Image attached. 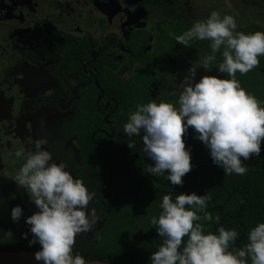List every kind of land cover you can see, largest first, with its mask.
<instances>
[{
    "label": "flooded vegetation",
    "instance_id": "1",
    "mask_svg": "<svg viewBox=\"0 0 264 264\" xmlns=\"http://www.w3.org/2000/svg\"><path fill=\"white\" fill-rule=\"evenodd\" d=\"M175 1L0 0V239L30 234L22 214L18 222L12 220L13 207L24 205L32 215L39 211L30 192L15 182L37 139H47L43 147L75 179L81 148L109 149L127 161L126 169L139 170L129 167L138 155L127 153L112 120L119 98L106 92L145 85L143 94L152 100L178 99L171 95L176 92V68L187 55L178 60L170 53L157 61L150 79L136 72L153 56L147 52L162 38L161 27L173 24L174 8L184 14ZM85 104L93 107L91 115L83 114ZM84 132L91 134L87 146L78 141ZM21 148L24 155L17 157ZM89 190L95 194L89 209L97 211L107 196Z\"/></svg>",
    "mask_w": 264,
    "mask_h": 264
},
{
    "label": "clouds",
    "instance_id": "2",
    "mask_svg": "<svg viewBox=\"0 0 264 264\" xmlns=\"http://www.w3.org/2000/svg\"><path fill=\"white\" fill-rule=\"evenodd\" d=\"M237 27L233 15L222 16L214 10L182 35L171 34L185 47H190L193 40L211 42V52L202 62L206 71L211 70L216 54L223 49L222 62L216 69L230 78L205 75L194 82L198 67L193 63L180 83L175 102L138 104L129 114L124 132L130 137L143 133V151L155 162L147 168L153 176L168 170V181L183 185L182 177L192 169L184 141L189 127L195 130V138L210 150L213 163L225 175H245L248 169L242 160L260 156L264 102L248 93L236 74H247L259 67L258 57L264 56V32L245 34L237 31ZM171 95L175 97L177 92ZM47 143L46 138L35 141V151L28 152L26 162L15 176V182L30 192L39 209L26 219L33 234L29 246L37 242L41 245L34 256L43 264H86L83 256L73 255V247L77 235L91 232L97 223L96 209H89L95 194L89 192L82 179H75L66 170V164L53 161L51 153L43 147ZM15 155L22 157L24 149ZM210 201L211 195L207 193H181L175 202L171 195L163 196L159 218L154 216L150 221L162 239L150 257L151 264H248L249 258L251 264H264V223L250 231L245 247H233L239 235L234 229L219 227L218 234H205L203 221L220 220L206 210ZM21 214L20 206L13 207L12 220L18 222ZM186 236L187 242L182 247ZM24 238L27 239V233Z\"/></svg>",
    "mask_w": 264,
    "mask_h": 264
},
{
    "label": "trees",
    "instance_id": "3",
    "mask_svg": "<svg viewBox=\"0 0 264 264\" xmlns=\"http://www.w3.org/2000/svg\"><path fill=\"white\" fill-rule=\"evenodd\" d=\"M174 14L172 15L173 24L161 27L162 38L153 45L151 52H147L153 56L148 57L142 68L136 71L138 77L143 75L150 79L153 64L158 65L157 61H162L170 53L174 54L175 59H181L189 52L210 54L211 42L208 40H193L190 42V47L177 43L171 34L182 35L198 20L189 19L185 14H179L176 7ZM243 31L245 34L264 32V25L251 23L245 26ZM222 51L223 49L216 54V61L213 62V65L222 62ZM258 59L260 60L259 67L243 75L237 72L236 78L248 93L264 102V56H259ZM102 61L103 59L100 58L95 63L96 69H100ZM214 76L230 78L221 73ZM145 87L144 85L142 88ZM143 89H135L132 86L119 92H116V88H111L106 92L119 98L117 99L119 100L118 111L112 120L117 126V132L121 133L119 134L121 144L134 145L132 148L128 146L127 153L137 154L138 159L129 167L139 170L126 169L127 161H124L121 155H112L109 149H102V152H91L85 148L80 150L81 165L78 167L79 174L76 175V178L89 182L90 188L85 185L88 190L96 188L100 195L107 196V201L96 211L97 221L101 222L96 226V230L89 232L90 234L77 235L73 255L79 254L87 261L113 264H151L150 257L154 251L158 250L162 239L156 231V226L152 225L150 221L154 216L159 218L162 212L160 205L163 196L171 195L175 202L177 195L193 192L197 195L206 193L211 195V201L206 210L214 218L220 217L219 223H216L215 219L211 222H202L206 229L205 234L208 232L218 234L219 227H224L226 230L234 229L239 235L233 247H245L249 243L248 234L250 231L258 224L264 223V141L261 143L259 157L253 156L248 161L242 160V165L248 169L245 175L235 173L225 175L223 169L213 163L210 150L203 142L195 138L197 135L195 130L189 127L184 135V141L186 150L191 155L192 169L182 177V186L172 185L167 179L168 170L158 176L147 172L149 165L154 166L155 162L143 151V133L141 136L130 137L124 132V125L128 122L129 114L136 110L138 104H147L152 101L161 102L156 99L152 100L143 94ZM261 106L264 107V103ZM82 110L83 114L88 112L91 115L93 107L85 104L82 106ZM99 121H94L96 126L100 124ZM90 136L89 132L80 134L79 143L87 146ZM115 141L117 142L116 136ZM100 166H103L104 169L98 170ZM149 176H151L150 182L148 181ZM20 207L23 220L26 222V219L32 214L26 212L27 208L24 205ZM32 239L31 231L27 235V239L21 234L3 237L0 239V251L37 252L41 249V245L37 242L29 246V241ZM187 239V236L184 237L182 247ZM248 264H251L250 258Z\"/></svg>",
    "mask_w": 264,
    "mask_h": 264
},
{
    "label": "rangeland",
    "instance_id": "4",
    "mask_svg": "<svg viewBox=\"0 0 264 264\" xmlns=\"http://www.w3.org/2000/svg\"><path fill=\"white\" fill-rule=\"evenodd\" d=\"M175 2L189 19H206L215 10L219 11L222 16L225 14L233 15L238 25L237 31L244 32L245 26L251 23L264 25V0H176ZM206 55H208L206 52L201 54L189 52L187 57L178 63L175 84L177 96L180 83L193 63L198 67L194 82H199L205 75L219 73L215 63L210 65V71L203 69L202 62Z\"/></svg>",
    "mask_w": 264,
    "mask_h": 264
},
{
    "label": "water",
    "instance_id": "5",
    "mask_svg": "<svg viewBox=\"0 0 264 264\" xmlns=\"http://www.w3.org/2000/svg\"><path fill=\"white\" fill-rule=\"evenodd\" d=\"M151 177H149V182ZM36 252L31 251H0V264H43L35 260ZM86 264H113L101 261H87Z\"/></svg>",
    "mask_w": 264,
    "mask_h": 264
}]
</instances>
